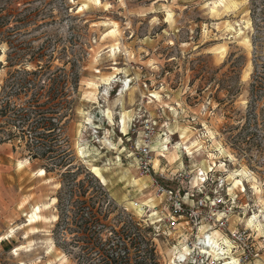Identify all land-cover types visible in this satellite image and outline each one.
<instances>
[{"label":"rangeland","instance_id":"obj_1","mask_svg":"<svg viewBox=\"0 0 264 264\" xmlns=\"http://www.w3.org/2000/svg\"><path fill=\"white\" fill-rule=\"evenodd\" d=\"M227 1L25 0L15 5L18 17L12 23L25 15L35 20L17 24L8 40L0 38V104L10 103L8 114L0 115V237L15 229L0 244V264H76L63 247L71 235L63 238L56 231L63 178L58 170L47 173L43 167L49 160L31 158L27 146L40 140L32 128L42 115L58 124L54 136L72 153L73 168L82 166L94 185H105L118 205L151 227L162 263L171 264L185 245H178L179 234L168 232L164 223H154L166 232L160 235L150 224L160 199L132 145L143 143L146 127L156 121L151 141L156 177L175 186L160 175L177 177L184 170L192 175L212 167L232 191L245 190L239 194L241 221L261 248L260 257L248 264H264V0ZM8 42L22 43L25 65L9 66ZM44 48L54 70L79 75L78 92H70L73 113L61 117L63 111L32 109L22 128L13 108L37 99V91L19 93L12 73L35 69L28 59ZM132 121L137 131L130 143L122 132ZM184 137H190L185 149ZM241 170L248 172L245 188L235 186L231 175ZM189 179L185 176L183 186ZM39 204H46L44 219L21 226ZM232 218L231 228L238 217ZM252 218L261 221V230L248 222ZM33 227L38 231L30 233Z\"/></svg>","mask_w":264,"mask_h":264},{"label":"trees","instance_id":"obj_2","mask_svg":"<svg viewBox=\"0 0 264 264\" xmlns=\"http://www.w3.org/2000/svg\"><path fill=\"white\" fill-rule=\"evenodd\" d=\"M23 1L25 0H0L1 39L12 35L17 24L35 20L32 15H25L21 21L12 23L18 17L14 14L15 5ZM13 17L15 18L12 19ZM8 44L9 66L25 65L27 58L22 43ZM46 52L47 49L44 48L39 57L28 59L36 64L35 69L21 67L12 73L19 86V93L37 91V99L28 101L27 106L23 105L20 109L13 108V114L21 121L22 128L29 124L32 109L37 108V114L63 111L61 117L73 113L70 92H78L79 75L73 69L71 71L58 67L54 70L51 61L46 58ZM263 67L264 63L261 65ZM262 73L264 75L263 71L260 72ZM17 75L21 77L18 78ZM262 84L260 81L259 89ZM9 110L10 103L5 106L0 104V115H7ZM41 120L32 128L40 140L27 146L31 158L49 160L50 163L43 167L47 173L58 170L63 178L58 193L59 218L56 231L63 238L66 234L71 235L69 240L63 239V247L76 264H163L151 227H147L131 212L118 205L110 197L105 185L100 182L94 185L90 173L83 171L82 166L73 168L72 153L69 148L57 142L54 136L58 124L46 115H42ZM2 140L1 138L0 141Z\"/></svg>","mask_w":264,"mask_h":264},{"label":"built area","instance_id":"obj_3","mask_svg":"<svg viewBox=\"0 0 264 264\" xmlns=\"http://www.w3.org/2000/svg\"><path fill=\"white\" fill-rule=\"evenodd\" d=\"M153 122L146 127L148 134L143 143L132 142L130 134L137 131V124L134 121L130 123L127 132L122 133L128 142L134 144V148L140 154V169L143 173L151 175L156 195L160 199L161 208L156 212L157 221H150V224L160 235L166 234V232L160 233L154 223H164L168 232L176 231L179 234L182 241L179 240L178 245L183 244L182 246L185 245L187 248L183 256L179 253L180 250L174 252L173 258L175 257L177 262L175 263L248 264L253 259L259 258L261 248L254 232L251 227L243 225L240 217L241 213L245 215V212H242L244 203L240 202L239 194L245 193V190L232 191L227 179L218 175V172L214 171L215 169L212 167L198 169L192 175L185 174V170L179 171L177 177L169 178L160 175L167 180L176 181L175 186L164 183L156 177L157 173L152 161L155 149L151 141L157 123ZM185 176L190 178L187 186H183ZM247 204L245 202V205ZM138 205L136 203V206ZM233 216L238 219L234 227L231 228L230 222ZM145 222L147 221L145 220ZM147 224L149 223L147 222ZM217 230L222 235L219 237V242L223 250L213 251L214 243L210 237Z\"/></svg>","mask_w":264,"mask_h":264},{"label":"bare ground","instance_id":"obj_4","mask_svg":"<svg viewBox=\"0 0 264 264\" xmlns=\"http://www.w3.org/2000/svg\"><path fill=\"white\" fill-rule=\"evenodd\" d=\"M97 3H100V0H95ZM229 1V0H228ZM227 1V2H228ZM236 3V2H235ZM235 3H229V6H230V8H234L235 7ZM214 4H216V3H214ZM217 6V5H216ZM215 7V6H214ZM230 28H233L232 26L230 27ZM114 31H116L115 29H114ZM114 31H112V32H114ZM241 33V32H240ZM246 41L248 42V39L246 38ZM222 49L223 50H225V47H222ZM89 83H91V82H89ZM92 84H94V85H96L94 82H92ZM91 84V85H92ZM125 115H127L126 113H125ZM182 136V135H181ZM190 139V137H184V143H182L183 145H184V149H185V143H187V140H189ZM192 142V141H191ZM192 146L194 147V146H196L197 145V142L196 141H193L192 143ZM187 145V149L189 150V152L191 151V145H188V144H186ZM154 149L156 148V145L153 147ZM160 155H163V156H166L164 153H160ZM174 155V154H173ZM174 157V156H173ZM27 162H28V160H26ZM208 169H210V168H208ZM40 172L42 173V174H44L46 171L45 170H43V169H41L40 170ZM231 175L233 176V178H234V180H235V186H241V187H243V188H245V184H244V178H246V177H248V172L247 171H245V170H241V171H235V172H232L231 173ZM249 181H251V179L249 180ZM255 181V180H254ZM254 183V186H256L255 184V182H253ZM257 188V187H256ZM260 190V189H259ZM53 199V201H56V198L55 197H53L52 198ZM147 206H150L151 208H153V207H155V206H151V205H148V204H146ZM46 206V204H39V205H36V206H34V209L32 210V211H30V212H28V213H26V216H27V219H26V221L21 225V226H29V225H34V224H36V223H38V222H40V221H42L43 219H44V216H43V214L41 213L42 212V210H43V207H45ZM56 218L55 219H57V216H55ZM235 217V216H234ZM257 217V215H254V218H256ZM254 218H252V219H250L248 222L251 224V225H254V227L256 226V228H257V230L259 229V230H261V221H258L257 223H254ZM233 219V218H232ZM231 219V220H232ZM257 219V218H256ZM256 221V220H255ZM250 225V226H251ZM38 231V228H36V227H33V228H31L30 229V233H34V232H37ZM15 233V229L13 228L9 233H8V235H3V236H1L0 237V244H1V242L4 240V239H6L7 237H12L13 236V234ZM220 236H222L221 235V233L217 230V231H214L213 232V234L211 235V237H210V240L214 243V246L212 247V249H213V251H217V250H223V248H222V246H221V244H220V242H219V237ZM226 242H229V241H227L226 240ZM18 250H20L19 249V247H17L16 248V252H18ZM187 251V248H185V246H184V248L182 249V250H180V254H181V256H183L184 254H185V252ZM175 258V257H174ZM175 262H176V259H174L172 262H171V264H175Z\"/></svg>","mask_w":264,"mask_h":264}]
</instances>
